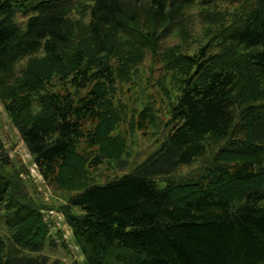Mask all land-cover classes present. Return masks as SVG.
Returning <instances> with one entry per match:
<instances>
[{
    "label": "trees",
    "instance_id": "trees-1",
    "mask_svg": "<svg viewBox=\"0 0 264 264\" xmlns=\"http://www.w3.org/2000/svg\"><path fill=\"white\" fill-rule=\"evenodd\" d=\"M194 1L0 0V98L47 181L75 188L66 183L87 166L119 161L114 81L131 77ZM235 1L241 11L193 53L163 51L180 84L158 145L61 205L84 264H264V0ZM79 6L83 30L71 16ZM136 121L158 128L147 106ZM207 135L222 142L206 168L159 185L156 176L203 153ZM80 139L93 152L82 154ZM4 149L0 137V220L14 247L0 243V264H63L30 253L43 247L46 224L4 170Z\"/></svg>",
    "mask_w": 264,
    "mask_h": 264
},
{
    "label": "rangeland",
    "instance_id": "rangeland-1",
    "mask_svg": "<svg viewBox=\"0 0 264 264\" xmlns=\"http://www.w3.org/2000/svg\"><path fill=\"white\" fill-rule=\"evenodd\" d=\"M72 10L73 21L77 20L81 26L80 29L83 30L88 19L87 13L80 6ZM239 11H241L240 4L235 0H215L207 3L203 0H195L184 10L185 15L171 24L170 31L161 38L154 52L145 51L143 59L138 63V70L127 80L114 81L111 101L120 112L121 119L111 130V134L123 135L124 147L120 151L123 153L118 162L104 157L97 165L87 166L83 179L73 176L66 184L73 186L75 182L77 183L75 188L60 186L55 181H47L43 177L0 98V137L4 144V151L9 157V162L4 164L3 168L19 179L26 202L30 201L38 208L47 229L48 236L43 247L39 251H30V253H44L49 259L59 258L63 264H84L61 205L81 185L101 183L130 171L158 145L170 126V123L165 122L170 118V107L176 100L180 84L177 79H174L175 74L165 69L163 51L165 48L177 45L181 51L193 53L199 45L214 35L220 24L227 23ZM27 15L18 9L14 17L17 21L24 23ZM26 60L27 57H24L19 65ZM144 106L153 109L156 113L157 129L151 126L143 129L136 127L137 112ZM221 142V139L216 140L208 135L205 136L206 148L202 154L193 158L188 164L179 165L171 174L156 176V181L159 185H163L168 179L195 177L209 164L214 150ZM77 149L82 154L94 150L86 147L82 139L79 140ZM11 232L1 219L0 243L4 250L14 247ZM4 250L0 244V255Z\"/></svg>",
    "mask_w": 264,
    "mask_h": 264
}]
</instances>
